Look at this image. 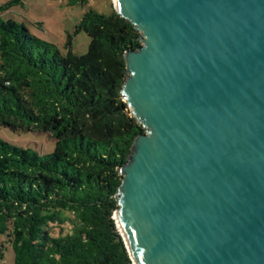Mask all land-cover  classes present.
<instances>
[{
    "label": "water",
    "instance_id": "water-1",
    "mask_svg": "<svg viewBox=\"0 0 264 264\" xmlns=\"http://www.w3.org/2000/svg\"><path fill=\"white\" fill-rule=\"evenodd\" d=\"M141 34L118 168L133 264H264V0H114Z\"/></svg>",
    "mask_w": 264,
    "mask_h": 264
},
{
    "label": "trees",
    "instance_id": "trees-1",
    "mask_svg": "<svg viewBox=\"0 0 264 264\" xmlns=\"http://www.w3.org/2000/svg\"><path fill=\"white\" fill-rule=\"evenodd\" d=\"M23 2L0 5V126L50 134L55 150L42 156L0 139V238L13 264H133L114 214L118 168L145 133L121 95L124 54L142 46L141 34L115 10L90 8L75 31L91 39L88 53L74 54L68 37L64 54L1 18ZM68 221L71 230L54 236L52 226Z\"/></svg>",
    "mask_w": 264,
    "mask_h": 264
},
{
    "label": "rangeland",
    "instance_id": "rangeland-1",
    "mask_svg": "<svg viewBox=\"0 0 264 264\" xmlns=\"http://www.w3.org/2000/svg\"><path fill=\"white\" fill-rule=\"evenodd\" d=\"M4 3L5 0H0V5ZM90 8L109 15L115 10L114 0H89L87 6L70 5V0H24L22 5L2 13L1 18L24 23L33 35L56 45L64 54L67 53L68 37H72V52L82 56L88 53L91 39L85 33L76 34L75 31ZM0 139L17 147L30 148L42 156L55 150V140L50 134L18 133L0 126ZM71 227L72 223L68 221L63 227L53 225L51 231L54 236H58L70 231ZM0 240L5 249V258L0 260V264H13L11 243L4 237Z\"/></svg>",
    "mask_w": 264,
    "mask_h": 264
}]
</instances>
